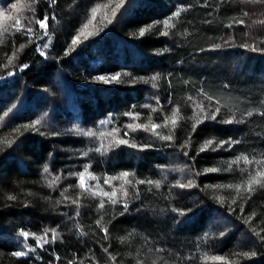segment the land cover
I'll return each instance as SVG.
<instances>
[{
	"label": "trees",
	"instance_id": "16d2710c",
	"mask_svg": "<svg viewBox=\"0 0 264 264\" xmlns=\"http://www.w3.org/2000/svg\"><path fill=\"white\" fill-rule=\"evenodd\" d=\"M119 2L0 0V264H264V178L251 192L246 183L264 165L240 159L225 171L238 155L264 161V115L259 114L264 112V52L241 47H264V24L253 23L264 20V4L125 0L116 9ZM176 11L180 15L173 17ZM245 11L249 16L242 15ZM45 15L46 30L36 23ZM234 18L244 24H233ZM17 19L22 28L13 27ZM166 19L171 27L165 28ZM164 31L169 35H161ZM73 37L81 44L74 45ZM116 73L119 82L93 79ZM153 75L160 77L155 88ZM216 107L221 109L217 118L203 120L192 132L196 119ZM248 111L253 115L245 116ZM126 112L139 116L134 121ZM227 119L234 122L224 123ZM32 121L39 123L25 127ZM130 123L148 130L132 131L126 127ZM153 123L160 125L156 132L173 140L158 139ZM79 129L95 135L84 137ZM113 137L152 147L140 151L113 144L107 152H95L101 144L108 148ZM229 138L237 141L231 149L200 151L206 139ZM84 165L96 177L85 173L89 192L70 175ZM212 167L218 171L205 173ZM122 171L132 175L119 177ZM189 180L193 187H179ZM113 188L116 205L93 196ZM65 189L68 201L61 196ZM78 195L79 207L71 203ZM102 199L105 208L99 209ZM102 227L109 230L107 239ZM50 228L58 233L54 243L44 231ZM21 231L35 238L25 241ZM44 236L49 243L36 247ZM25 244L31 252L12 256L27 251Z\"/></svg>",
	"mask_w": 264,
	"mask_h": 264
},
{
	"label": "snow or ice",
	"instance_id": "6c2138e0",
	"mask_svg": "<svg viewBox=\"0 0 264 264\" xmlns=\"http://www.w3.org/2000/svg\"><path fill=\"white\" fill-rule=\"evenodd\" d=\"M34 2H35V0H34ZM55 2H56V0H52V3L53 4H55ZM245 2L264 4V0H245ZM123 5H125V0H120V2L116 5V9H120L121 6H123ZM13 7H15V5H13ZM116 9H113V15L114 16L116 15ZM171 15L173 17H176V16L180 15V12L179 11H176V12H173ZM242 15L243 16H249V12L245 11V12L242 13ZM2 16H4V13L3 12H0V17H2ZM9 19H11V17H9ZM52 19H55V17H52ZM48 21H49V17L47 15H45L42 19H38L36 21V23L39 24V27L41 29H45L46 30L47 27H48ZM253 23L264 24V20L253 21ZM233 24L243 25L244 24V20L243 19H235L234 18L233 19ZM164 26H165V28L171 27V25L169 24L168 19H166L164 21ZM13 27L19 29V28H22L23 25L21 24V21L19 19H17V20H15ZM148 27L151 28L152 25L149 24ZM227 27H232V24L227 25ZM26 30L29 33L32 32V29L31 28H27ZM45 34H46V32H45ZM144 34H145V28L144 27H141L139 29V35L140 36H143ZM161 35L167 36V35H169V33L167 31H164V32L161 33ZM72 43L74 45H80L81 44V41L78 40L76 37H73L72 38ZM225 43H227V42H225ZM20 47L23 48L24 45L22 44ZM43 47L45 49H47L49 47V45L47 43H45L43 45ZM212 47L214 49H219L221 47V45L220 44H214ZM241 47H243L245 49H249V50H251L253 52H255V51L264 52V47H262L260 49H257L256 47H251L248 44H242ZM36 51L39 52V55L41 57H44L46 55L45 52L42 51L39 47L36 48ZM67 54H68V52L66 51L65 52V55H67ZM9 59H10V62H11V58H9ZM21 67L27 68L28 65H26V64L25 65H21ZM9 75H11V73H9ZM124 75L127 76L128 73H124ZM93 79L96 80V81H100L102 83H105V84H108V83L113 82V81L119 82V80H120V73H116V74L110 75V76L99 75V76L93 77ZM133 79H136V78L133 77ZM140 79H143V77H140ZM150 79H151V81H153V84H152L153 88H155L156 87L155 81H157L158 79H160L159 75H153V76L150 77ZM201 94L202 95L204 94L203 91L201 92ZM188 99L191 100L192 98L189 97ZM207 100L209 102H212L214 100V97L212 95H210V94H207ZM157 102L159 103V101H157ZM145 107H148V106L145 105ZM153 111H155V109H153ZM201 111H204V109L201 108ZM220 111H221V109L219 107H216L215 110L214 111H210L208 113V115L203 116V117H198L196 119V122L191 125L192 132H195L197 126L200 123H202L203 120H206V119L215 120L217 118V114ZM259 114L260 115H264V112L259 113ZM124 115L131 117L134 121L139 116L138 113H132V112H126ZM194 115H195V109H194ZM244 115L247 116V117H250V116L253 115V112L252 111H248ZM173 116L174 117L176 116V109H173ZM168 122L169 121L167 119H165V121H164L165 126H167ZM233 122H234L233 119H227V120L224 121V123H229V124L230 123H233ZM37 123H39V122L38 121H32V124L31 125H26L25 127L35 126ZM171 124H172V127L175 128L176 127V124H177V119L176 118H173L171 120ZM126 127L128 129H131L132 131H136L138 129H143L144 131H147L148 130L145 125H142V124H139V123H136L135 124V127H133V124H131V123L128 124ZM159 127H160V125L159 124H156V123H153L151 125L152 132L158 137V139H160L162 141H172L173 140V136L172 135H162V134L156 132V130ZM76 131L80 135H82L84 137H94V135H95L91 130L85 131L83 129H79V130H76ZM118 131H119V129H113V132H118ZM52 134L53 135H56L55 132H53ZM101 135H103V134H101ZM109 135H111V134H109ZM128 135H129V132L128 131L123 132V136L124 137H128ZM189 135H191V133H189ZM236 143H237V141H235L232 138H229L227 140L220 139L218 141V143L217 142H214L212 139H206L204 141L203 146L200 148V151L203 152V151H205V150H207L209 148H211V150L215 151V150L221 149L225 145L229 149H231L233 147V145L236 144ZM113 144H115V145H127L130 148L138 149L140 151H143V150H145L147 148L152 147L151 144H139L138 145L136 143H130V141L128 139H125V138L113 137V139L109 142V147L108 148H106L103 144H101L99 147H96L94 150L97 153L107 152L109 150V148ZM90 151H91V149H90ZM81 154L82 155H86V153H81ZM184 155L187 156L188 153L185 152ZM240 159H243L244 162L246 164H249V165L252 164V163H256L258 166L264 165V161H252V160H250L248 158L247 155H244V156H239L238 155L235 158V161L229 163V168L228 169H225V171L231 169L232 163H234L236 161H239ZM241 170L243 171V169H241ZM48 171H49L48 167L45 166L44 167V172L45 173H48ZM216 171H218V169L215 168V167L206 168L205 169V173H207V172H216ZM86 172L88 173V176L90 177V179H96V177L89 171L87 165H84L83 166V170L79 171L78 173H76V172H70V175H72V176H78L79 179H78L77 183L79 185V188L81 190H83L84 192H89V191H92V188H91V186L85 180V173ZM130 175H132V174H130L128 171H122V172L119 173V177H124V178H128ZM197 175H199V173H197ZM116 178L117 177H113L112 179H116ZM260 178H264V170H260L259 167H258L257 170L255 171V174H251V173L249 174L248 180L246 182L247 185H248V189L247 190L249 192H251V185H253V184H259L260 183ZM58 179H59V177H57V180ZM56 182H57L56 180H53L49 186H52V184H55ZM145 182L148 183V184H153L154 183L157 188L160 186V182L159 181H152V180H148V181L137 180L136 181L137 184H143ZM125 183L128 184V183H131V181L128 180V179H126L125 180ZM104 184H109V180L107 178L104 179ZM179 187L180 188H186V187L187 188H191V187H193V182L191 180H189L187 184H184V183L179 184ZM240 187H241V185H239V184L236 185V188L238 190L240 189ZM65 192H67V189H65L64 192H61V196L64 197V200L65 201H68L70 198L65 195ZM121 192H122V194L124 196H127V192H125L123 189H121ZM93 196L106 197L107 198V202L110 203V204H112V205H116L118 203V200L116 198L117 197V192H116L115 188H113V190L111 192H109V191H103V190L93 192ZM9 199H14V197H11L10 196ZM79 199H80V197L78 195L75 200H71V203L72 204H76L77 207H79L80 206L79 205ZM57 203H60V201H57ZM122 206H123V208H124L125 211H127L128 208H129L128 203H123ZM97 207L99 209H104L105 208V201L102 199L101 202L99 203V205ZM173 211H176V209H173ZM79 214H80L79 212L76 213L77 216H79ZM179 214L181 216L185 215V213L183 211H181ZM97 224H99V221H97ZM44 231H45L46 234L49 233V232L52 234V242L54 243L55 240H56V238H57V235H58L57 230L55 228H50V229H45ZM77 231H79V226H77ZM100 231L105 233V239H107V233L109 231L108 228H103L102 227V228H100ZM20 235L24 238L25 241H27L30 236H32L33 238H35V234L29 233L27 231H21ZM221 235H223V233H221ZM260 240H261L262 243H264V236H261L260 237ZM48 243H49V240L46 238V236L40 237V238H37L36 239V247H38V248H42L45 244H48ZM24 248L27 249V251H24V250L14 251L12 253V256H14V257H23V256L27 255L29 252L32 251L31 248H28V245L27 244L24 245ZM104 251L107 252L108 249H104ZM243 255L244 256H249V255H255V253L245 252V253H243ZM56 259H59V257H56ZM216 259H221V257H216ZM69 264H72V262L69 261ZM137 264H139V261L137 262Z\"/></svg>",
	"mask_w": 264,
	"mask_h": 264
}]
</instances>
